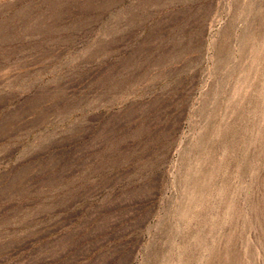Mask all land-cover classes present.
Instances as JSON below:
<instances>
[{
  "label": "rangeland",
  "instance_id": "rangeland-1",
  "mask_svg": "<svg viewBox=\"0 0 264 264\" xmlns=\"http://www.w3.org/2000/svg\"><path fill=\"white\" fill-rule=\"evenodd\" d=\"M0 264H264V0H0Z\"/></svg>",
  "mask_w": 264,
  "mask_h": 264
}]
</instances>
